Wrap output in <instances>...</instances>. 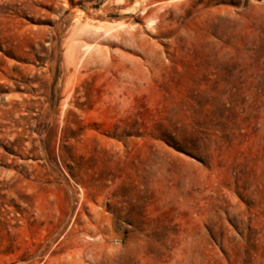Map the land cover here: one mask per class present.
<instances>
[{
	"label": "rangeland",
	"instance_id": "374dc122",
	"mask_svg": "<svg viewBox=\"0 0 264 264\" xmlns=\"http://www.w3.org/2000/svg\"><path fill=\"white\" fill-rule=\"evenodd\" d=\"M0 264H264V0H0Z\"/></svg>",
	"mask_w": 264,
	"mask_h": 264
},
{
	"label": "bare ground",
	"instance_id": "6f19581e",
	"mask_svg": "<svg viewBox=\"0 0 264 264\" xmlns=\"http://www.w3.org/2000/svg\"><path fill=\"white\" fill-rule=\"evenodd\" d=\"M77 19H76V24H75V27L73 28V31H72V34H75L76 32H79L80 30L79 29H81L80 27H82V26H80L81 25V22H82V16H78V17H76ZM88 18V17H87ZM82 30V29H81ZM73 36V35H72ZM87 47L89 48V45H87ZM73 49V48H72Z\"/></svg>",
	"mask_w": 264,
	"mask_h": 264
}]
</instances>
